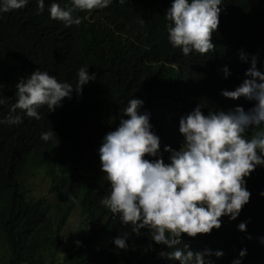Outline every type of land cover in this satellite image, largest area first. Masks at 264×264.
I'll return each instance as SVG.
<instances>
[{
  "label": "trees",
  "instance_id": "obj_1",
  "mask_svg": "<svg viewBox=\"0 0 264 264\" xmlns=\"http://www.w3.org/2000/svg\"><path fill=\"white\" fill-rule=\"evenodd\" d=\"M52 2L71 7V0H45L38 12L36 0H29L22 9L0 13V98L5 101L0 105V264H180L158 253L185 245L212 250L205 264H264V166L245 177L251 197L236 219L222 217V226L210 234H182L170 249L152 241L146 228L132 232L100 204L110 185L98 151L106 133L127 118L122 111L132 98L143 101L139 111L149 114L151 131L160 139L158 157L165 163L170 156L165 145L175 150L184 141L180 118L197 106L205 115L250 109L255 101L227 98L222 90H235L247 78L253 55L264 72V0H222L211 38L214 51L186 56L168 40L165 14L171 0H113L91 12L74 10L82 22L71 26L50 18ZM81 68L95 79L79 93L73 88L54 111L42 106L39 119L19 109L10 112L22 78L40 69L76 87ZM9 115L21 116L22 122L8 123ZM49 130L53 138L43 141L41 134ZM261 130L264 125L250 127L245 138ZM34 173L48 179L46 195L28 194L25 179ZM74 210L79 225L64 231ZM241 222L246 231L238 229ZM118 236H127V249L116 248ZM242 249L246 255L240 257Z\"/></svg>",
  "mask_w": 264,
  "mask_h": 264
},
{
  "label": "clouds",
  "instance_id": "obj_2",
  "mask_svg": "<svg viewBox=\"0 0 264 264\" xmlns=\"http://www.w3.org/2000/svg\"><path fill=\"white\" fill-rule=\"evenodd\" d=\"M28 2L0 0V13L22 9ZM112 2L71 0L68 8L52 2L49 14L65 26L79 25L82 21L79 16L73 17L74 10L91 12L106 8ZM36 3L38 12H43L45 0H36ZM221 4L222 0H171L165 14L171 45L181 49L185 56L193 51L201 55L214 51L211 38L218 29ZM239 56L241 60L247 59L243 51ZM256 63L253 55L245 72L247 78L235 90H222L227 98L243 96L255 104L247 111L237 106L234 111H210L207 115L199 106L194 108L179 120V132L184 137L182 145L175 150L165 145L164 150L170 153L168 163L158 157L160 139L151 131L149 114L139 111L143 101L130 99L122 111L127 118H121L115 130L106 133L98 149L101 171L110 185L109 194L100 204L113 216L118 215L122 225H130L132 232L139 234L141 228H146L152 241L170 249L180 243L182 234L191 238L210 234L222 226V217L236 219L251 197L245 177L257 165L264 166V130L250 139L245 138L247 129L264 125V72L257 69ZM223 71L226 78L227 66ZM94 79L95 73L89 74L81 68L77 86L73 87L37 69L17 83V100L10 112L19 109L26 117L39 119L38 109L42 106L54 111L64 98L71 97L73 88L79 93L84 84ZM4 103L0 98V105ZM7 122L21 123L22 117L9 115ZM53 133L52 130L44 132L41 139L49 141ZM146 156L157 158L149 160ZM238 229L246 231V223L241 222ZM126 239L127 236H118L113 243L117 249H127ZM158 254L180 264H205V256L213 252L210 249L193 251L185 245L184 249ZM214 254L223 255L222 251ZM244 255L246 250L242 249L239 256ZM233 264H239V260Z\"/></svg>",
  "mask_w": 264,
  "mask_h": 264
},
{
  "label": "rangeland",
  "instance_id": "obj_3",
  "mask_svg": "<svg viewBox=\"0 0 264 264\" xmlns=\"http://www.w3.org/2000/svg\"><path fill=\"white\" fill-rule=\"evenodd\" d=\"M25 185L28 189L29 195L39 197L47 194L49 181L42 175V173H34L30 174V176L25 179ZM78 225V212L75 210L70 216L64 231H68L70 228Z\"/></svg>",
  "mask_w": 264,
  "mask_h": 264
}]
</instances>
